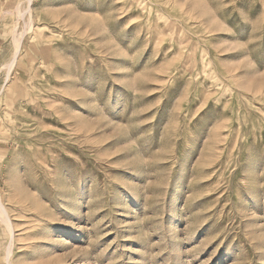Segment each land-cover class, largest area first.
I'll list each match as a JSON object with an SVG mask.
<instances>
[{
	"label": "rangeland",
	"instance_id": "374dc122",
	"mask_svg": "<svg viewBox=\"0 0 264 264\" xmlns=\"http://www.w3.org/2000/svg\"><path fill=\"white\" fill-rule=\"evenodd\" d=\"M0 201V264H264V0H0Z\"/></svg>",
	"mask_w": 264,
	"mask_h": 264
},
{
	"label": "bare ground",
	"instance_id": "6f19581e",
	"mask_svg": "<svg viewBox=\"0 0 264 264\" xmlns=\"http://www.w3.org/2000/svg\"><path fill=\"white\" fill-rule=\"evenodd\" d=\"M28 2H29V1H28ZM19 9H20V8H19ZM16 12H17V11H16ZM19 16H20V14H19ZM19 16H18V17H19ZM16 17H17V16H16ZM21 18H22V17H21ZM21 18H20V19H21ZM16 22H17V21H16ZM16 22H15V23H16ZM15 31H16V30H15V28H14L13 31H12V35H14V32H15ZM15 36H16V35H15ZM15 36H14V38H15ZM15 48L17 49V46H16ZM16 49H15V50H16ZM15 50H14V51H15ZM16 53H17V52L15 51V53H14V57H16ZM12 67H13V66H12ZM0 202H1V201H0ZM2 204H3V203H2ZM1 206H2V205H1ZM4 207H5V206H4ZM4 210H5V209H4ZM1 211H2V213H3V210H0V212H1ZM5 211H6V210H5ZM0 214H1V213H0ZM1 215H4V214H1ZM5 215H6V213H5ZM6 216H7V215H6ZM6 216L3 217V218H7ZM3 218H2V219H3ZM0 219H1V217H0ZM2 222H3V225L5 224V225H6V228H8L9 233H10V238H12V235H13V229H12L11 225H10L9 223H7L6 220H2ZM2 222H1V223H2ZM5 225H4V226H5ZM10 254H11V252H10V249H9V250L7 251V255H6V260H7V262H8V259H7V258L9 257Z\"/></svg>",
	"mask_w": 264,
	"mask_h": 264
}]
</instances>
